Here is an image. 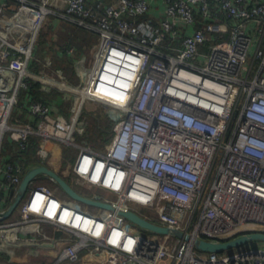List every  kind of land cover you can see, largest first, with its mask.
Wrapping results in <instances>:
<instances>
[{
    "label": "built area",
    "instance_id": "built-area-1",
    "mask_svg": "<svg viewBox=\"0 0 264 264\" xmlns=\"http://www.w3.org/2000/svg\"><path fill=\"white\" fill-rule=\"evenodd\" d=\"M18 1L35 31L54 12L99 34L86 90L117 118L108 144L95 149L77 142V118L32 98L20 104V89L37 77L29 70L34 40L21 45L0 33V211L24 173L3 141L25 149L36 135L43 159L48 142L75 148L67 175L85 196L192 238L264 232V0ZM19 210L0 230L47 223L64 231L56 262L105 251L111 264H264V242L204 252L117 212L64 200L38 179Z\"/></svg>",
    "mask_w": 264,
    "mask_h": 264
},
{
    "label": "rangeland",
    "instance_id": "rangeland-1",
    "mask_svg": "<svg viewBox=\"0 0 264 264\" xmlns=\"http://www.w3.org/2000/svg\"><path fill=\"white\" fill-rule=\"evenodd\" d=\"M54 16V12L47 14L36 31L29 25H22L23 28H15L13 31L15 37L11 41L27 45L33 38L34 65L29 70L36 74V82L55 98L53 104L65 118L78 119L76 121L79 126L76 133L77 142L89 144L95 149H103L112 135V126L117 116L106 114L101 108L104 104H97L98 102H95L92 95L86 90V83L93 71L98 48L101 46L100 38L95 44L83 43V33L87 34L88 32L86 29L81 27L71 29L65 23L61 24V22L55 21ZM10 17L8 16V18ZM6 20L7 17L3 21ZM0 29L7 33L9 37L10 33L1 27ZM10 29L13 28L10 27ZM40 39L46 44L43 52L42 43H39ZM46 150L51 152V158H47L49 161L58 158L55 162L56 165L57 163L60 164V172L68 168V160L65 161L64 159L65 155L69 154L68 159L72 160V154L75 152L74 147L60 144ZM47 159L42 158L44 163L53 168L55 165ZM66 178L69 179V176L67 175ZM37 179L53 188L62 198H66L52 180L42 176L37 177ZM77 188L81 189L80 187ZM16 213H20L19 205ZM14 217L15 219L9 217L0 221V224L15 222L20 216L15 214Z\"/></svg>",
    "mask_w": 264,
    "mask_h": 264
},
{
    "label": "crops",
    "instance_id": "crops-1",
    "mask_svg": "<svg viewBox=\"0 0 264 264\" xmlns=\"http://www.w3.org/2000/svg\"><path fill=\"white\" fill-rule=\"evenodd\" d=\"M89 1L90 3H95L97 1L108 3L110 0ZM155 4L157 12L158 9H161V3L158 1ZM16 13L17 12H9L0 8V27L10 33V35L12 34V36L9 35V38L12 40L15 37L13 36V31L15 28H19L22 25L28 26L25 19L15 18ZM8 16L11 17L8 18ZM5 17H7V20L4 22L3 20ZM53 19L58 21V23H65L68 26H71L72 23L77 24L69 17L55 15ZM10 27L13 29H10ZM85 29L88 31V34L83 33V43L85 42L88 45L91 43L95 44L99 38V34L96 31L93 32L94 30L92 31V29L87 27H85ZM53 106L56 108L55 104ZM54 144L57 143H46V147H48L47 149H51L59 145ZM47 152L48 156L46 159L51 158V152L49 150ZM56 160H58V158L48 161L53 163L55 165L53 168L60 172L61 166L59 163L56 165ZM67 172V168H65V171L63 170V172L60 173L67 175ZM7 199H10L9 195H7ZM15 214L16 216H19V214H17L15 211L10 217L15 219ZM66 237L67 233L60 231L47 223L41 224L38 230L35 231L28 232L19 229L15 234V238L12 239L5 236L0 239V264H111L108 260V254L105 251H100L97 253L82 251L78 254V257L75 260L63 259L56 262L57 255L66 244Z\"/></svg>",
    "mask_w": 264,
    "mask_h": 264
},
{
    "label": "water",
    "instance_id": "water-1",
    "mask_svg": "<svg viewBox=\"0 0 264 264\" xmlns=\"http://www.w3.org/2000/svg\"><path fill=\"white\" fill-rule=\"evenodd\" d=\"M15 18L26 19V12L23 9L19 10L16 13ZM0 33L6 36V33H2V31H0ZM40 176L52 180L61 192L64 193L67 199L117 212L118 215L124 217L144 232L174 235L187 240H192L194 246L204 252L219 253L233 249L250 241L264 242V232L244 233L224 241L198 237L192 238L188 233L168 227L157 221L150 220L132 209L118 207L113 203L83 195L65 175L44 162H35L26 167L17 187L10 192V197H12L10 204L6 209L0 211V221L9 218L16 211L20 202L24 199L30 183ZM66 198L64 197L63 199L66 200Z\"/></svg>",
    "mask_w": 264,
    "mask_h": 264
},
{
    "label": "trees",
    "instance_id": "trees-1",
    "mask_svg": "<svg viewBox=\"0 0 264 264\" xmlns=\"http://www.w3.org/2000/svg\"><path fill=\"white\" fill-rule=\"evenodd\" d=\"M20 2L18 0H5V5H0L1 9L7 10L9 12H17L18 8H19ZM69 20V19H68ZM81 27V25H77V24H71V27L69 26V28L71 29H75V28H79ZM84 28L85 27H81ZM93 31V30H92ZM95 32V31H93ZM88 34V32H87ZM39 43H42V52L45 50V45L43 43V40L40 39ZM56 56V55H55ZM59 57V56H56ZM34 65V60L31 59V61L29 62V68H32ZM18 98H19V103L21 104L23 102V99L26 98H32V99H36V100H40L44 103L50 104V105H54L53 101L55 100V98L48 92L43 90L39 83L36 82V80L34 79H30L29 80V84L28 87L26 88H22L19 91L18 94ZM14 115H17V109L15 111H13ZM25 112L21 114V119L23 117V119L26 120V117L24 116ZM39 137L36 135H30L29 136V142H28V146L25 149H19L18 144L15 142H10L7 139H5L3 141L2 144V151L3 153L11 155L9 158L10 160H14L17 161L19 163L22 164L23 166V171H25L26 167L29 164L35 163V162H43L41 155L37 152L38 151V147H39ZM69 154H66L64 159L65 161L69 160ZM10 202V199H5L3 202H1V207L6 208L8 206Z\"/></svg>",
    "mask_w": 264,
    "mask_h": 264
},
{
    "label": "bare ground",
    "instance_id": "bare-ground-1",
    "mask_svg": "<svg viewBox=\"0 0 264 264\" xmlns=\"http://www.w3.org/2000/svg\"><path fill=\"white\" fill-rule=\"evenodd\" d=\"M247 150L250 151V149H247ZM104 169H105V165L102 169L101 175L103 174ZM19 229L24 230V229H26V227H13L11 229H8V231L0 230V235L6 236L8 234L9 236L11 235L13 238H15V234H16L17 230H19Z\"/></svg>",
    "mask_w": 264,
    "mask_h": 264
},
{
    "label": "flooded vegetation",
    "instance_id": "flooded-vegetation-1",
    "mask_svg": "<svg viewBox=\"0 0 264 264\" xmlns=\"http://www.w3.org/2000/svg\"><path fill=\"white\" fill-rule=\"evenodd\" d=\"M4 231H8V230H4ZM0 236H1V235H0ZM6 236H7V237H10V238L13 239V237H12L11 235L9 236V235L7 234Z\"/></svg>",
    "mask_w": 264,
    "mask_h": 264
}]
</instances>
